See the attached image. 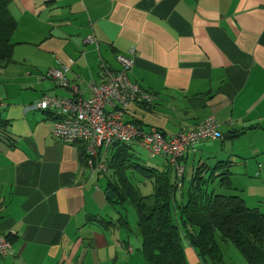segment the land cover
Here are the masks:
<instances>
[{
	"label": "crops",
	"instance_id": "0c3cea01",
	"mask_svg": "<svg viewBox=\"0 0 264 264\" xmlns=\"http://www.w3.org/2000/svg\"><path fill=\"white\" fill-rule=\"evenodd\" d=\"M7 11L15 27L0 62V235L12 254L0 264H145L139 230L135 245L107 197L111 163L122 149L136 166L168 161L145 151L162 162L152 167L137 145H116L107 173H93L80 144L51 135L56 113L37 108L45 96L70 97V87L87 98L103 68L118 69L116 56L132 59L128 79L155 96L151 106L129 104L124 122L173 135L213 116L230 165L254 171L264 215V0H13ZM61 67L66 88L45 77ZM215 141L186 150L181 184ZM233 189L245 204V189ZM183 242L185 264H205Z\"/></svg>",
	"mask_w": 264,
	"mask_h": 264
},
{
	"label": "trees",
	"instance_id": "16d2710c",
	"mask_svg": "<svg viewBox=\"0 0 264 264\" xmlns=\"http://www.w3.org/2000/svg\"><path fill=\"white\" fill-rule=\"evenodd\" d=\"M12 1L0 0V62L10 59L13 47L10 38L15 24L7 11ZM125 153L122 149L112 159L115 175L108 188L115 195L114 204H129L136 213L145 264H185L183 241L205 264H224L219 242L235 247L247 264H264V215L246 207L231 187L227 163L219 165L224 167L219 180L232 194L208 192L203 188V178L195 172L187 195L184 197L183 192L178 199L175 172L169 164L162 170L136 166L129 164ZM133 171L150 183V194H141L133 184ZM121 222L127 227L125 217Z\"/></svg>",
	"mask_w": 264,
	"mask_h": 264
},
{
	"label": "built area",
	"instance_id": "2783aa9c",
	"mask_svg": "<svg viewBox=\"0 0 264 264\" xmlns=\"http://www.w3.org/2000/svg\"><path fill=\"white\" fill-rule=\"evenodd\" d=\"M116 62V70L103 68L102 81L89 86L90 95L87 98L79 97L77 89L70 87V97L45 96L37 103V108L56 113L51 135L64 143L80 144L86 168L91 172L107 173L109 150L114 146L137 145L149 156L163 157L168 161L175 172L176 187L179 189L184 173L180 161L186 150L201 141L221 139L218 122L209 116L191 130H180L173 135H166L155 127L143 130L138 125L124 122L123 114L129 104L151 106L155 96L128 79L132 59L116 56ZM67 71L66 67L49 70L45 77L66 88ZM11 254V242L0 235V257Z\"/></svg>",
	"mask_w": 264,
	"mask_h": 264
},
{
	"label": "rangeland",
	"instance_id": "374dc122",
	"mask_svg": "<svg viewBox=\"0 0 264 264\" xmlns=\"http://www.w3.org/2000/svg\"><path fill=\"white\" fill-rule=\"evenodd\" d=\"M2 88V86H0ZM217 142V143H216ZM214 144V145H213ZM226 144V143H225ZM225 144H222L220 140L215 141V143H209V150H206L207 154H202L201 158H197L195 172H198V177L201 176L203 178V188L207 189L208 192H213L215 194L228 195V191L220 186L219 174H221L224 169L223 166H220L223 163H227L225 170L227 171V176H229V183L231 187L240 189H245L243 191L242 196H244V201L250 209L257 208V178L254 177V171L249 175L247 174V164L242 162L241 160L233 159V164L230 165L228 162L231 160L228 157V153L225 150ZM139 159L141 161H148L149 165L160 166L161 161L157 158V160H150L147 158V154L145 151H141L137 149ZM247 161V160H246ZM251 161L254 162V159L251 157ZM190 164V160L188 161ZM132 166V165H131ZM217 167V168H216ZM216 168V169H215ZM135 178H133V184L139 188L141 194L148 195L151 193L150 183H144L143 178L134 171ZM188 169L184 174V179L182 180V184L178 190V195H181L180 190L184 192V197L187 195L188 188ZM105 184L104 180L101 181ZM180 198L179 196L177 197ZM177 199V200H178ZM114 209L120 211L126 218L128 223V227L131 230V237L135 245L138 244V229H137V216L132 206L129 204H125L123 207L116 206ZM114 212L117 213V211ZM257 210V209H256ZM133 233V234H132ZM137 236V238H136ZM219 248L222 255V260L224 264H247L245 259L241 256V254L233 247L231 244H224L219 242Z\"/></svg>",
	"mask_w": 264,
	"mask_h": 264
},
{
	"label": "water",
	"instance_id": "95a60500",
	"mask_svg": "<svg viewBox=\"0 0 264 264\" xmlns=\"http://www.w3.org/2000/svg\"><path fill=\"white\" fill-rule=\"evenodd\" d=\"M106 194H107V197L109 199L113 200V198H114L115 195H114V193L112 191L109 190Z\"/></svg>",
	"mask_w": 264,
	"mask_h": 264
}]
</instances>
